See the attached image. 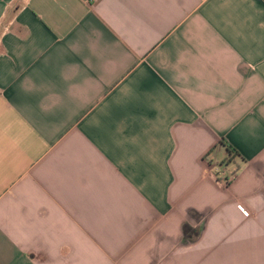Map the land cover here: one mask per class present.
I'll return each instance as SVG.
<instances>
[{"label":"crops","instance_id":"1","mask_svg":"<svg viewBox=\"0 0 264 264\" xmlns=\"http://www.w3.org/2000/svg\"><path fill=\"white\" fill-rule=\"evenodd\" d=\"M0 264H264V0H0Z\"/></svg>","mask_w":264,"mask_h":264},{"label":"built area","instance_id":"2","mask_svg":"<svg viewBox=\"0 0 264 264\" xmlns=\"http://www.w3.org/2000/svg\"><path fill=\"white\" fill-rule=\"evenodd\" d=\"M216 177L222 182V184L229 186L236 178V174L227 175L225 171L216 169Z\"/></svg>","mask_w":264,"mask_h":264},{"label":"trees","instance_id":"3","mask_svg":"<svg viewBox=\"0 0 264 264\" xmlns=\"http://www.w3.org/2000/svg\"><path fill=\"white\" fill-rule=\"evenodd\" d=\"M227 148H228V152L230 153V155L233 156V153H234L233 149H231L230 147H227Z\"/></svg>","mask_w":264,"mask_h":264},{"label":"rangeland","instance_id":"4","mask_svg":"<svg viewBox=\"0 0 264 264\" xmlns=\"http://www.w3.org/2000/svg\"><path fill=\"white\" fill-rule=\"evenodd\" d=\"M232 174V173H231Z\"/></svg>","mask_w":264,"mask_h":264}]
</instances>
